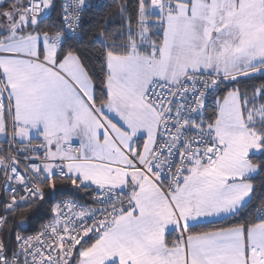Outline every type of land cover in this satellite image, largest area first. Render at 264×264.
<instances>
[{
	"label": "snow or ice",
	"instance_id": "obj_1",
	"mask_svg": "<svg viewBox=\"0 0 264 264\" xmlns=\"http://www.w3.org/2000/svg\"><path fill=\"white\" fill-rule=\"evenodd\" d=\"M103 7L0 0V264H264V0Z\"/></svg>",
	"mask_w": 264,
	"mask_h": 264
},
{
	"label": "trees",
	"instance_id": "obj_2",
	"mask_svg": "<svg viewBox=\"0 0 264 264\" xmlns=\"http://www.w3.org/2000/svg\"><path fill=\"white\" fill-rule=\"evenodd\" d=\"M118 2V0H94V3H100L103 4L104 7L101 9H97L96 11L101 14V16L105 14H109L110 10L113 9V6ZM9 3V0H6L4 3V6H6ZM93 60L95 62V56L93 54ZM58 189L61 190V192L66 193L70 197H74L76 199H80L85 194L82 192L77 191L75 188L70 186L67 182H58L57 185ZM47 200V196L45 197ZM18 215L27 216L29 220L31 221L29 225V230H36L40 227L42 223L47 221L48 219V212H47V205H44L42 202L34 205L31 209L24 211L23 213H19ZM36 217L35 220L32 218Z\"/></svg>",
	"mask_w": 264,
	"mask_h": 264
},
{
	"label": "built area",
	"instance_id": "obj_3",
	"mask_svg": "<svg viewBox=\"0 0 264 264\" xmlns=\"http://www.w3.org/2000/svg\"><path fill=\"white\" fill-rule=\"evenodd\" d=\"M5 1H6V0H4V3H5ZM0 195H3V188H2V187H0ZM69 197H70V196H69ZM70 198H74V197H70ZM45 222H46V221H45ZM45 222H44V223H45Z\"/></svg>",
	"mask_w": 264,
	"mask_h": 264
},
{
	"label": "water",
	"instance_id": "obj_4",
	"mask_svg": "<svg viewBox=\"0 0 264 264\" xmlns=\"http://www.w3.org/2000/svg\"><path fill=\"white\" fill-rule=\"evenodd\" d=\"M27 227L29 228V225Z\"/></svg>",
	"mask_w": 264,
	"mask_h": 264
}]
</instances>
